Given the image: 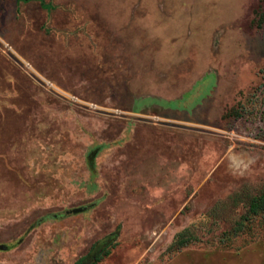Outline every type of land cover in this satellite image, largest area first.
Here are the masks:
<instances>
[{
    "label": "rangeland",
    "instance_id": "rangeland-1",
    "mask_svg": "<svg viewBox=\"0 0 264 264\" xmlns=\"http://www.w3.org/2000/svg\"><path fill=\"white\" fill-rule=\"evenodd\" d=\"M43 1L0 0V264H264V0Z\"/></svg>",
    "mask_w": 264,
    "mask_h": 264
},
{
    "label": "trees",
    "instance_id": "trees-1",
    "mask_svg": "<svg viewBox=\"0 0 264 264\" xmlns=\"http://www.w3.org/2000/svg\"><path fill=\"white\" fill-rule=\"evenodd\" d=\"M16 3H29L31 1H38L41 5V7L43 8H49L48 4H45L43 0H14ZM264 22V6L262 8L261 13L259 14L258 17V25L261 26ZM247 214L250 216H257V215H264V194L260 195L258 197H255L251 200V202L248 205V209H247ZM249 220V217L247 216H243L240 218L239 221H237L235 223V226L233 228L234 230V234H236L237 232H240L243 229V226L245 225V223H247V221ZM184 234L180 233L178 234V237L175 241L176 245L178 246H183L186 245L187 243L190 242V240L192 238H188L187 236L183 237ZM109 255V251L104 248L101 253L95 258V262H98L102 259V257ZM77 264H81V262L77 263Z\"/></svg>",
    "mask_w": 264,
    "mask_h": 264
}]
</instances>
